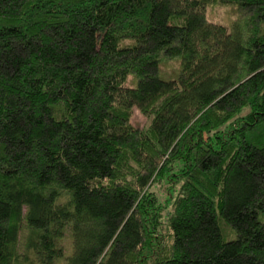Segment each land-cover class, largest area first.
<instances>
[{"label":"trees","instance_id":"obj_1","mask_svg":"<svg viewBox=\"0 0 264 264\" xmlns=\"http://www.w3.org/2000/svg\"><path fill=\"white\" fill-rule=\"evenodd\" d=\"M148 256L264 264V0H0V264Z\"/></svg>","mask_w":264,"mask_h":264},{"label":"rangeland","instance_id":"obj_2","mask_svg":"<svg viewBox=\"0 0 264 264\" xmlns=\"http://www.w3.org/2000/svg\"><path fill=\"white\" fill-rule=\"evenodd\" d=\"M205 18L207 22L215 25H220L225 27L226 29H230L232 24L236 21L237 19V10L236 7L230 6V7H219V6H209L205 9ZM179 71V63L177 60H171V61H162L161 66H160V76L164 80H171L176 77ZM125 86L127 87H134L135 86V81L133 77H128L125 83ZM150 120L151 118L148 116L143 115L138 109L133 108L131 112V117H130V125L138 130H146L149 125H150ZM175 173L174 170L171 171V173ZM170 185V182L168 179H165L163 182L158 183L154 185L151 188V192H154L159 199V204L163 206V211L162 215L163 217V223L160 227V231L162 232V236L160 237V243L163 244L166 241V234L165 229V218L166 215L169 214L171 211V197L170 193L166 191L168 186ZM161 218V217H160ZM229 237L228 232H225ZM65 244L67 245V241H65ZM153 258V256H148L146 258V262L149 263L150 260ZM149 264H152L150 262Z\"/></svg>","mask_w":264,"mask_h":264}]
</instances>
